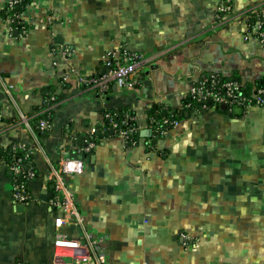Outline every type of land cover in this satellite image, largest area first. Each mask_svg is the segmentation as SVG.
Masks as SVG:
<instances>
[{
    "label": "crops",
    "instance_id": "obj_1",
    "mask_svg": "<svg viewBox=\"0 0 264 264\" xmlns=\"http://www.w3.org/2000/svg\"><path fill=\"white\" fill-rule=\"evenodd\" d=\"M0 0V149L32 145V200L15 203L10 167L0 161V264H61L53 255L54 217L62 231L103 237L109 264H264V106L235 116L217 107L185 111L156 141L148 110L179 109L203 74L235 76L250 88L264 78V44L244 39L242 15L264 0H27L23 24H9ZM228 13L217 16L220 3ZM115 48L142 53L134 88L88 79L110 68ZM58 101L37 133L44 93ZM108 110L131 111L134 145L112 130L88 152L83 135ZM83 170L65 174L75 224L50 204L48 178L64 157ZM22 205V206H20Z\"/></svg>",
    "mask_w": 264,
    "mask_h": 264
},
{
    "label": "built area",
    "instance_id": "obj_2",
    "mask_svg": "<svg viewBox=\"0 0 264 264\" xmlns=\"http://www.w3.org/2000/svg\"><path fill=\"white\" fill-rule=\"evenodd\" d=\"M20 1L8 0L6 4V20L9 24L15 23L19 26L23 24L20 11L14 9V6ZM229 10L230 4L227 2L220 3L217 7V16L221 17V15L228 13ZM241 19L246 26L244 39L253 38L264 44V4L244 13ZM105 60L110 66L109 70L104 74L91 76L87 81L89 85H94L99 91H105L110 81L130 89L136 86L137 81L132 75L145 61L142 53L115 48L105 54ZM185 96L193 100V108L197 109H210L221 104L225 105V110L227 111H232L235 107H243L245 109L262 107L264 106V83L246 91L245 83L238 77L223 75L217 71H209L189 87ZM189 105L187 104V106ZM129 118L133 119L132 117ZM126 119L123 118L122 123H125ZM150 121L158 124V121L154 118H151ZM178 122L176 119L163 116L161 123L165 126L162 128L156 126L153 130L163 137ZM112 124L125 145L130 146L136 143L133 135L140 130L139 126L127 124L125 127H119L113 120ZM36 127L43 129L49 127V123L46 120H40ZM95 131V126H92L89 129V134L91 135ZM94 145L92 140H88L80 150L84 153L88 152ZM16 146L24 151V157H17L13 165L10 166V171L15 175H21L23 180L18 181L15 179L13 181L11 194L15 203L25 204L32 200L28 184L34 178L35 172L31 165L26 168L23 167V161L28 155H31L32 145L17 143ZM82 170L83 162L81 158L67 156L48 175V178L53 181L54 188L59 192L55 198L50 200V204L62 207L63 211L72 217L73 222L79 225H81L80 215L72 204L71 193L66 187L64 176L65 174L78 173ZM64 223V217H54L53 255L57 262L61 264H109L102 245L103 237L85 229H83L80 237H69L61 230Z\"/></svg>",
    "mask_w": 264,
    "mask_h": 264
},
{
    "label": "trees",
    "instance_id": "obj_3",
    "mask_svg": "<svg viewBox=\"0 0 264 264\" xmlns=\"http://www.w3.org/2000/svg\"><path fill=\"white\" fill-rule=\"evenodd\" d=\"M25 2H27V0H21L20 3H18L17 5L14 6L15 7L14 9L20 11ZM261 83H264V78H260V79L256 80L253 83L254 85L252 87L259 85ZM252 87H250V88L246 87V91L250 90ZM59 98L60 97H57L55 94L52 93V91H50V90L45 91V93H44V104H42L41 108H44L43 105H45L47 107H46L45 111H42L39 113L37 118L33 119V125H34L33 127L37 128L36 125L39 123L40 120H46L49 123V127H50V124L52 121V107H48V106H50L52 103H55L56 101H58ZM187 104H190V105L187 106ZM193 106H194V102L188 96L183 97L182 105L179 109H170V108H167L165 106L158 105V104L152 105L150 107V109L148 110L149 117H148V121L146 124V129L148 130L147 139H151V144L153 143V141H156V139L162 138L160 135H158L157 132H154L153 129L156 126L159 128H162L165 126L164 124L161 123V119L163 116H166L170 119H176L179 121L180 119H182L184 117L185 111H189V110L193 109ZM241 108L243 110L245 109L243 107H241ZM229 113L232 115H235V116L242 115L241 112L235 113V108H234V110L229 111ZM129 117H132L133 119H130ZM123 118H127L125 123H122ZM151 118H154L156 121H158V124L151 123V121H150ZM112 120L115 121L119 127H125L127 124L139 126L136 119H135L134 114L131 111H128V110H108L103 114L101 121L95 125L96 131L91 135L89 134V131L83 135L82 139L80 140L81 142H80L79 149H78L80 154H82V151L80 150V148L83 147V145L86 144L88 140H92L95 144L100 140V138H102L103 136L108 134L110 130H112L114 133L117 134L116 129L113 128ZM49 127H45L43 129L37 128V133L38 134L41 133L43 135V133H45V131ZM139 132H140V130L133 135L134 140H136L138 138ZM16 145H17V143H13V144L5 147V148L0 149V161L6 162L8 167L13 165V163L15 162L17 157H19V156L24 157V151L22 149L18 148ZM71 157H75V156H71ZM23 162H24L23 167H25V168L31 165L32 169L35 172V176H36V169H35L33 162H32V156L28 155V157ZM12 178H13V181L15 179L18 181L23 180V177L21 175H15L14 173H12ZM29 190H30V186H29Z\"/></svg>",
    "mask_w": 264,
    "mask_h": 264
},
{
    "label": "water",
    "instance_id": "obj_4",
    "mask_svg": "<svg viewBox=\"0 0 264 264\" xmlns=\"http://www.w3.org/2000/svg\"><path fill=\"white\" fill-rule=\"evenodd\" d=\"M219 108L222 110H225V105L221 104V105H219ZM20 206H22V205H20Z\"/></svg>",
    "mask_w": 264,
    "mask_h": 264
}]
</instances>
